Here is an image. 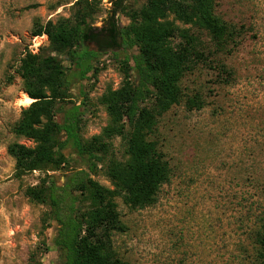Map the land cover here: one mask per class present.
Masks as SVG:
<instances>
[{
	"label": "rangeland",
	"instance_id": "374dc122",
	"mask_svg": "<svg viewBox=\"0 0 264 264\" xmlns=\"http://www.w3.org/2000/svg\"><path fill=\"white\" fill-rule=\"evenodd\" d=\"M78 1L0 0V264H63L54 246L57 225L43 224L47 207L29 200L24 191L42 181L62 185L84 163L68 147L64 150L68 164L60 170L17 179L7 147L13 143L34 146L12 132L21 111L29 106L18 76L20 60L26 53L52 56L67 72L70 67L63 56L50 52L46 36L34 40L33 26L73 20ZM146 3L124 0V8L130 14ZM93 4L97 10L91 24L101 28L112 3L96 0ZM214 11L227 24L244 27L242 48L224 58L237 79L223 86L217 81L216 67L201 64L182 78L181 102L158 118L154 133L169 163L170 181L145 209L131 210L116 200L122 231L113 233L111 241L125 264L253 262L251 234L264 209V0H215ZM115 18L122 26L129 24L125 14ZM174 24L184 28L177 21ZM190 34L212 50L204 32L192 29ZM124 56L121 51L100 55L93 62L97 75L71 86V98L63 106L85 104L83 142L99 135L108 123L99 99L108 89L115 91L123 84ZM133 79L131 75L128 80ZM193 98L203 101L202 109L188 108L186 100ZM110 143L112 154L121 160L119 139ZM93 179L111 188L103 167L98 166Z\"/></svg>",
	"mask_w": 264,
	"mask_h": 264
},
{
	"label": "trees",
	"instance_id": "16d2710c",
	"mask_svg": "<svg viewBox=\"0 0 264 264\" xmlns=\"http://www.w3.org/2000/svg\"><path fill=\"white\" fill-rule=\"evenodd\" d=\"M95 1L76 2L71 21L59 19L33 26L31 36H46L50 52L63 56L70 67L67 72L52 56L26 53L20 60L18 76L32 103L21 111L12 132L34 146L13 143L7 147L17 179L33 172L60 170L68 164L64 155L68 147L84 163L62 185L42 181L24 191L29 200L47 207L43 224L57 225L54 246L62 254L63 264H125L111 241L113 233L122 231L116 200L131 210L145 209L171 177L169 163L154 140L158 118L181 102L180 82L199 64L216 67L219 84L234 83L236 71L224 58L232 57L243 44L244 27L231 26L217 17L215 0H147L130 14L124 0H111L112 10L101 28L91 24ZM120 13L129 18V24L118 23L115 16ZM176 21L184 28L177 27ZM192 29L207 35L212 50L190 34ZM174 38L179 41L174 43ZM118 51L125 54L121 60L124 82L118 90L108 89L101 96L99 103L108 123L99 135L83 142L85 104L63 105L71 98L74 82L97 75L93 62L100 55ZM132 51L136 53L128 55ZM131 75L132 81L128 80ZM186 105L202 109L203 101L187 99ZM113 139L120 141L121 160L112 154ZM98 166L105 169L111 188L93 179ZM251 236V264H264V209Z\"/></svg>",
	"mask_w": 264,
	"mask_h": 264
},
{
	"label": "bare ground",
	"instance_id": "6f19581e",
	"mask_svg": "<svg viewBox=\"0 0 264 264\" xmlns=\"http://www.w3.org/2000/svg\"><path fill=\"white\" fill-rule=\"evenodd\" d=\"M24 97H25L24 100H25L26 104H30L32 102V100L29 99L27 96H24Z\"/></svg>",
	"mask_w": 264,
	"mask_h": 264
},
{
	"label": "built area",
	"instance_id": "2783aa9c",
	"mask_svg": "<svg viewBox=\"0 0 264 264\" xmlns=\"http://www.w3.org/2000/svg\"><path fill=\"white\" fill-rule=\"evenodd\" d=\"M44 37H45L44 35L43 36H40V37H35L34 40H36V39H42Z\"/></svg>",
	"mask_w": 264,
	"mask_h": 264
}]
</instances>
